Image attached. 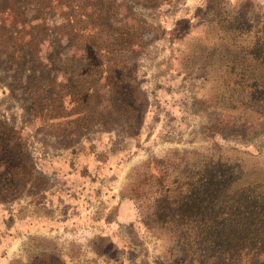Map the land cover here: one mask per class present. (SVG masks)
I'll return each instance as SVG.
<instances>
[{
    "label": "rangeland",
    "instance_id": "obj_1",
    "mask_svg": "<svg viewBox=\"0 0 264 264\" xmlns=\"http://www.w3.org/2000/svg\"><path fill=\"white\" fill-rule=\"evenodd\" d=\"M110 1L113 28L138 27L126 60L138 110L102 88L86 121L51 124L36 96L71 73L50 54L80 49L48 8L36 61L19 67L22 31L40 20L33 0H0V264L216 263L224 235L215 247L188 230L169 199L215 171L264 193V0Z\"/></svg>",
    "mask_w": 264,
    "mask_h": 264
},
{
    "label": "trees",
    "instance_id": "obj_2",
    "mask_svg": "<svg viewBox=\"0 0 264 264\" xmlns=\"http://www.w3.org/2000/svg\"><path fill=\"white\" fill-rule=\"evenodd\" d=\"M33 2L34 11L37 13L35 18H39L40 22L31 26L30 30L22 31L23 48L18 47V56L15 58L19 61V67L24 62L23 66L35 60L29 58L32 56L30 46L36 47L43 37L46 27H43L45 24L40 17L48 8L57 7L60 10L62 20L55 28L71 41L74 40L75 46L80 49L76 59H59L56 53L50 54V58H56L59 68L69 69L71 75L63 82L51 81L54 91L47 90L36 96L40 100L42 94L43 103L47 102L45 108H48V113L43 115L45 121L51 124L62 123L72 114L75 118H84L86 121L88 113L93 112L89 107L97 105L96 93L102 88L106 99L114 101L119 110L128 111L133 107V110H138L139 106L133 105L137 89L130 81V69L126 64L127 53L131 54L134 48L142 46L138 39L139 33L135 31L138 27L125 25L121 31L118 27L113 28L109 18L114 6L110 0ZM87 3L89 11L85 9ZM34 27L37 30L32 33L31 29ZM105 31H110L109 40L103 38ZM71 62L73 63L70 64ZM31 75H34L33 71ZM70 85L72 89L68 91ZM72 107L74 109L70 111ZM220 176L221 173L215 171L204 178V183L201 180H197V183L184 182V191L179 197L175 195L169 199V207L172 205L171 209L181 212L178 220L188 230L194 228L205 239L214 236L215 239L213 237L210 242L215 240V247H221V235H224L228 243L226 245L230 248L224 246V249L217 251L214 259L216 263L211 264H264V193H255L237 185L234 187L236 181L232 175L226 178ZM204 185L208 187L206 192ZM212 209L221 210L223 213L213 219H192V212ZM165 216L166 213H160L158 220ZM162 221L173 222L169 217ZM191 240L186 242V247L191 248L188 243ZM192 257L193 255L191 261ZM195 258L204 264V259Z\"/></svg>",
    "mask_w": 264,
    "mask_h": 264
}]
</instances>
